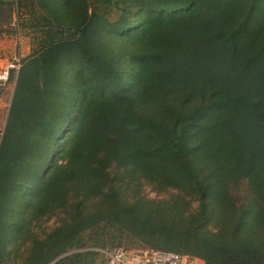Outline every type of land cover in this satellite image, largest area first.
<instances>
[{
	"label": "trees",
	"instance_id": "obj_1",
	"mask_svg": "<svg viewBox=\"0 0 264 264\" xmlns=\"http://www.w3.org/2000/svg\"><path fill=\"white\" fill-rule=\"evenodd\" d=\"M27 30L0 264H94L104 234L264 264V0H0V35Z\"/></svg>",
	"mask_w": 264,
	"mask_h": 264
},
{
	"label": "rangeland",
	"instance_id": "obj_2",
	"mask_svg": "<svg viewBox=\"0 0 264 264\" xmlns=\"http://www.w3.org/2000/svg\"><path fill=\"white\" fill-rule=\"evenodd\" d=\"M3 29H8L6 26L3 27ZM32 31L27 30L26 32H23L22 35H16V36H8V35H0V71L4 69L5 67L9 66L15 59L18 58H26L32 53ZM14 92V85H7L6 89H1L0 86V136L4 131L5 124L7 121L9 109L11 106V99ZM146 193L149 195L150 198L157 197V193L152 191L151 187L146 188ZM29 212L23 213L20 215V219L25 218V216ZM28 216V215H27ZM27 218V217H26ZM55 226V220H52L49 222V226ZM104 239L107 241V247L105 248H95L91 249L94 251L93 259L94 264H105L106 263V257L104 252L113 251L116 249H122L127 252L132 251H142L146 250L148 248L142 247L140 244H132L128 240L122 241V244L115 243L112 245L110 241L118 240L119 236L111 235V234H104ZM116 237V238H113ZM91 247H85V249H88Z\"/></svg>",
	"mask_w": 264,
	"mask_h": 264
},
{
	"label": "built area",
	"instance_id": "obj_3",
	"mask_svg": "<svg viewBox=\"0 0 264 264\" xmlns=\"http://www.w3.org/2000/svg\"><path fill=\"white\" fill-rule=\"evenodd\" d=\"M21 58L15 59L13 63L0 71L1 89H6L10 85L11 71L20 69ZM105 264H194L188 256H182L163 250H142L127 252L116 249L104 252Z\"/></svg>",
	"mask_w": 264,
	"mask_h": 264
},
{
	"label": "water",
	"instance_id": "obj_4",
	"mask_svg": "<svg viewBox=\"0 0 264 264\" xmlns=\"http://www.w3.org/2000/svg\"><path fill=\"white\" fill-rule=\"evenodd\" d=\"M62 257H63V256H61L59 259H61ZM59 259H57V260H59ZM57 260H56V261H57ZM56 261H55V262H56Z\"/></svg>",
	"mask_w": 264,
	"mask_h": 264
}]
</instances>
